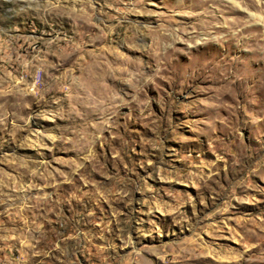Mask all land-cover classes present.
<instances>
[{
    "label": "rangeland",
    "instance_id": "374dc122",
    "mask_svg": "<svg viewBox=\"0 0 264 264\" xmlns=\"http://www.w3.org/2000/svg\"><path fill=\"white\" fill-rule=\"evenodd\" d=\"M0 264H264V0H0Z\"/></svg>",
    "mask_w": 264,
    "mask_h": 264
},
{
    "label": "built area",
    "instance_id": "2783aa9c",
    "mask_svg": "<svg viewBox=\"0 0 264 264\" xmlns=\"http://www.w3.org/2000/svg\"><path fill=\"white\" fill-rule=\"evenodd\" d=\"M39 77H40V75L38 74V76L35 78V82H38L39 81V79H40ZM34 85H35V83H34Z\"/></svg>",
    "mask_w": 264,
    "mask_h": 264
},
{
    "label": "crops",
    "instance_id": "0c3cea01",
    "mask_svg": "<svg viewBox=\"0 0 264 264\" xmlns=\"http://www.w3.org/2000/svg\"><path fill=\"white\" fill-rule=\"evenodd\" d=\"M146 263V262H145Z\"/></svg>",
    "mask_w": 264,
    "mask_h": 264
}]
</instances>
